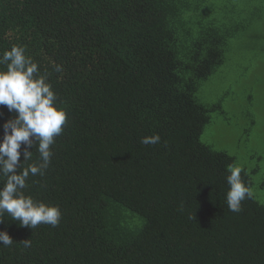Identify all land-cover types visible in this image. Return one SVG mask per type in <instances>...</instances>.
<instances>
[{
  "label": "trees",
  "instance_id": "obj_1",
  "mask_svg": "<svg viewBox=\"0 0 264 264\" xmlns=\"http://www.w3.org/2000/svg\"><path fill=\"white\" fill-rule=\"evenodd\" d=\"M207 0H0V264H264V205L200 141ZM264 187V185H263Z\"/></svg>",
  "mask_w": 264,
  "mask_h": 264
},
{
  "label": "rangeland",
  "instance_id": "obj_2",
  "mask_svg": "<svg viewBox=\"0 0 264 264\" xmlns=\"http://www.w3.org/2000/svg\"><path fill=\"white\" fill-rule=\"evenodd\" d=\"M226 42L223 63L198 82L196 100L209 113L200 141L234 159L233 171L251 175V194L264 205V0H207L183 16L179 56L207 29Z\"/></svg>",
  "mask_w": 264,
  "mask_h": 264
}]
</instances>
